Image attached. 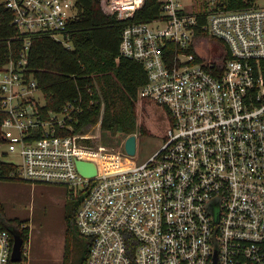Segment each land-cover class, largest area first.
Masks as SVG:
<instances>
[{
    "label": "built area",
    "instance_id": "obj_1",
    "mask_svg": "<svg viewBox=\"0 0 264 264\" xmlns=\"http://www.w3.org/2000/svg\"><path fill=\"white\" fill-rule=\"evenodd\" d=\"M259 1L158 0L157 16L135 20L146 0H101L126 22L120 54L147 73L139 99L161 108L167 123L161 148L138 163L125 148L129 134L114 145L94 141L99 134H61L71 104L44 115L27 66L29 36L72 48L77 0H2L24 42L0 65V176L81 197L75 222L89 245L85 264H264ZM210 45L217 49L206 57L199 49ZM78 161L93 162L96 173L83 175ZM13 244L0 221V264L10 263Z\"/></svg>",
    "mask_w": 264,
    "mask_h": 264
},
{
    "label": "trees",
    "instance_id": "obj_2",
    "mask_svg": "<svg viewBox=\"0 0 264 264\" xmlns=\"http://www.w3.org/2000/svg\"><path fill=\"white\" fill-rule=\"evenodd\" d=\"M77 6L78 14L69 23L72 48L49 34L29 36L27 66L45 98L44 115L63 112L65 106L71 104L70 117H65V124L72 129L68 126L61 128L63 135L83 133L87 126L97 122L101 123L102 131L113 136L137 132L148 134V128L138 119L136 105L140 87L147 81V73L140 62L122 56L119 50L126 22L104 12L101 0H77ZM159 7L158 0H146L134 19L149 20L159 14ZM23 42V35L12 24L11 11L0 0V65L8 61L12 50L18 54ZM11 169L10 165H5L4 173ZM0 179L16 180L1 176ZM80 202L81 197L69 198L66 204L68 239L64 263L71 259L74 243L79 242L77 246H82L76 259L72 257L69 263L85 264L88 256L89 245L75 222ZM0 221L12 235V230L19 232L24 244L29 241L30 227L26 221L10 218L1 200ZM26 260L23 252L22 261H10L9 264H26Z\"/></svg>",
    "mask_w": 264,
    "mask_h": 264
},
{
    "label": "rangeland",
    "instance_id": "obj_3",
    "mask_svg": "<svg viewBox=\"0 0 264 264\" xmlns=\"http://www.w3.org/2000/svg\"><path fill=\"white\" fill-rule=\"evenodd\" d=\"M259 2L264 3V0ZM215 49L217 47L210 45L200 48L199 51L206 57H211ZM38 96L42 102H45L42 93L38 92ZM136 105L139 121L144 123L149 130L148 134L136 133L137 144L134 159L141 163L163 145L167 123L163 110L154 103L138 99ZM99 123L88 126L84 132L92 136L99 134L93 139L97 142L101 140V143L114 145L116 141H120L117 135L113 136L102 130L99 133ZM9 158L16 160L14 155ZM0 200L10 218L25 220L30 227L29 241L23 245V252L27 257L26 264H71L69 262L72 257L73 260L76 259L78 249L82 246H77L79 242L73 244L71 259L68 263L63 261L68 239L65 215L69 197L65 186L0 179Z\"/></svg>",
    "mask_w": 264,
    "mask_h": 264
},
{
    "label": "water",
    "instance_id": "obj_4",
    "mask_svg": "<svg viewBox=\"0 0 264 264\" xmlns=\"http://www.w3.org/2000/svg\"><path fill=\"white\" fill-rule=\"evenodd\" d=\"M136 135L131 134L126 141L125 148L131 155L136 153ZM79 171L83 175L91 176L96 173V166L93 162L78 161L77 163ZM14 237L13 250L11 254V261L20 262L23 260V245L24 241L21 234L15 230H12Z\"/></svg>",
    "mask_w": 264,
    "mask_h": 264
},
{
    "label": "bare ground",
    "instance_id": "obj_5",
    "mask_svg": "<svg viewBox=\"0 0 264 264\" xmlns=\"http://www.w3.org/2000/svg\"><path fill=\"white\" fill-rule=\"evenodd\" d=\"M14 238V237H13Z\"/></svg>",
    "mask_w": 264,
    "mask_h": 264
}]
</instances>
